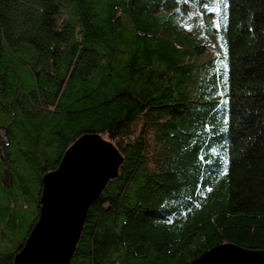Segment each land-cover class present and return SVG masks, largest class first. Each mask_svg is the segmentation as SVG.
Wrapping results in <instances>:
<instances>
[{
    "label": "trees",
    "instance_id": "obj_1",
    "mask_svg": "<svg viewBox=\"0 0 264 264\" xmlns=\"http://www.w3.org/2000/svg\"><path fill=\"white\" fill-rule=\"evenodd\" d=\"M179 4L177 0H170ZM164 0H0V241L19 188L38 185L80 137L124 161L88 209L69 264H190L223 242L264 249V0H228V139L215 114L216 66ZM211 69L209 73L199 69ZM213 132V133H211ZM224 155V156H223Z\"/></svg>",
    "mask_w": 264,
    "mask_h": 264
},
{
    "label": "water",
    "instance_id": "obj_2",
    "mask_svg": "<svg viewBox=\"0 0 264 264\" xmlns=\"http://www.w3.org/2000/svg\"><path fill=\"white\" fill-rule=\"evenodd\" d=\"M123 161L115 144L100 134L83 135L75 141L60 166L42 178L40 219L14 264H69L89 207L118 176ZM52 223L63 228L62 237L60 230L52 229ZM190 264H264V249L223 242L205 250Z\"/></svg>",
    "mask_w": 264,
    "mask_h": 264
},
{
    "label": "rangeland",
    "instance_id": "obj_3",
    "mask_svg": "<svg viewBox=\"0 0 264 264\" xmlns=\"http://www.w3.org/2000/svg\"><path fill=\"white\" fill-rule=\"evenodd\" d=\"M172 4L170 0H164ZM179 4H172V7H163L152 21L155 28L171 31L176 28L174 19H178L180 25H184L188 31L196 35L200 44H207L208 41L212 45L207 46L203 52L197 54L193 61L202 64L207 62L216 66L217 73V91L219 92V103L216 104L215 114L219 116V125L224 124L218 138L213 139L219 141L217 146L220 151H227L228 139L226 134L228 131V80H229V61H228V47L226 39V25L228 22V0H177ZM209 63V64H208ZM203 66V65H201ZM201 67L200 72L209 73L211 69ZM213 133V132H211ZM107 139V138H106ZM224 156V155H223ZM38 185L34 175H30L24 188H19V197L12 204H17V222L8 232H5V237L0 241V253H7L13 251L22 238L28 226L32 223L37 211V194ZM9 200L1 199L2 206L7 205Z\"/></svg>",
    "mask_w": 264,
    "mask_h": 264
},
{
    "label": "bare ground",
    "instance_id": "obj_4",
    "mask_svg": "<svg viewBox=\"0 0 264 264\" xmlns=\"http://www.w3.org/2000/svg\"><path fill=\"white\" fill-rule=\"evenodd\" d=\"M97 170H98V169H97ZM87 180H88V179H87ZM63 195H64V194H63ZM53 225H54V224L52 223V229H55V231L60 230V233H59V232H58V233H59L60 237H62L61 234L63 233V228H60V229H59V227H58L57 225H55V226H53ZM68 227H69V226H68ZM56 229H57V230H56ZM43 234H44V233H43ZM43 236H44V235H43ZM45 238H48V237L45 236ZM35 239H36V238H35ZM35 239H34V241H36ZM46 240H47V239H46ZM61 242H62V241H61ZM33 246H34V245H33V243H32V244H31V247H33Z\"/></svg>",
    "mask_w": 264,
    "mask_h": 264
}]
</instances>
